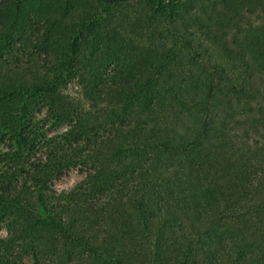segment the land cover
Returning <instances> with one entry per match:
<instances>
[{
  "label": "trees",
  "instance_id": "trees-1",
  "mask_svg": "<svg viewBox=\"0 0 264 264\" xmlns=\"http://www.w3.org/2000/svg\"><path fill=\"white\" fill-rule=\"evenodd\" d=\"M0 231V264H264V0H0Z\"/></svg>",
  "mask_w": 264,
  "mask_h": 264
},
{
  "label": "rangeland",
  "instance_id": "rangeland-1",
  "mask_svg": "<svg viewBox=\"0 0 264 264\" xmlns=\"http://www.w3.org/2000/svg\"><path fill=\"white\" fill-rule=\"evenodd\" d=\"M83 178L84 175L81 172L77 170H72L64 177L60 178L59 180H56L53 184V189L57 192L71 190L76 184L82 181ZM4 235L5 232L0 231V236ZM22 264H31V260L29 258H26L24 259Z\"/></svg>",
  "mask_w": 264,
  "mask_h": 264
}]
</instances>
